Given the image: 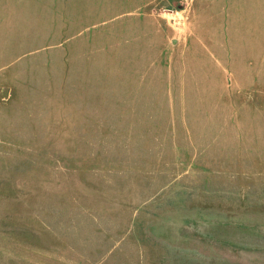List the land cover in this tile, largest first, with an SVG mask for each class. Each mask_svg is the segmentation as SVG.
I'll return each mask as SVG.
<instances>
[{"label": "rangeland", "instance_id": "1", "mask_svg": "<svg viewBox=\"0 0 264 264\" xmlns=\"http://www.w3.org/2000/svg\"><path fill=\"white\" fill-rule=\"evenodd\" d=\"M63 1L0 0V264H264V0L131 60Z\"/></svg>", "mask_w": 264, "mask_h": 264}, {"label": "crops", "instance_id": "2", "mask_svg": "<svg viewBox=\"0 0 264 264\" xmlns=\"http://www.w3.org/2000/svg\"><path fill=\"white\" fill-rule=\"evenodd\" d=\"M173 1V0H171ZM191 2V17L193 19L194 27L198 26V30L201 31L205 25V22H217V16H219L218 8L223 5H226L227 0H188ZM134 2L135 7L130 10H123L124 6L128 3ZM59 3L64 5L65 1L63 0H49V5H55ZM119 5L120 9L117 7ZM165 6L164 0H68L67 8L65 15H68L69 18L79 20V30L83 28L85 23L88 25L85 27L87 29L94 27H101L97 33L83 35L79 37L78 42L84 43L87 39L93 38L98 42V47L95 50H92L91 53H97L100 55L94 56L89 55L94 59H109L115 60L116 58L134 59L139 58L133 52H140V49L146 53V50L149 49V53L153 54L156 52L163 53L164 45L173 43L174 39L169 37V33L165 34V24L163 20V15L158 13L162 12ZM122 9V10H121ZM127 11V12H122ZM135 15L134 19L130 20L129 17L118 19L117 18L122 14ZM81 21V19H83ZM87 18H91L88 20ZM96 23V24H93ZM93 24V25H92ZM123 28V37L126 39L122 43L128 45V50L121 52L118 51L119 56L116 57L115 54V44L117 42L116 38L117 33L121 34V29ZM82 34V31L79 32V35ZM194 35V34H193ZM194 37L197 39V42L194 40ZM211 39H205L204 36H191L189 39L190 44L195 41L197 44L200 43H212ZM95 44V43H93ZM107 45V52L105 48ZM159 49V50H158ZM84 51H81L83 53ZM142 52V53H143ZM90 53V54H91ZM105 53H108L107 56ZM141 53V54H142ZM129 54V55H128ZM142 58V56H141Z\"/></svg>", "mask_w": 264, "mask_h": 264}]
</instances>
